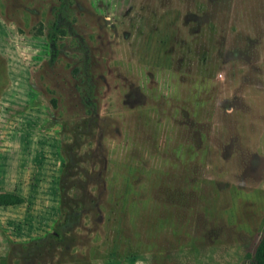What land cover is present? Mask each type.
Listing matches in <instances>:
<instances>
[{
	"label": "rangeland",
	"instance_id": "rangeland-1",
	"mask_svg": "<svg viewBox=\"0 0 264 264\" xmlns=\"http://www.w3.org/2000/svg\"><path fill=\"white\" fill-rule=\"evenodd\" d=\"M264 0H0V264H256Z\"/></svg>",
	"mask_w": 264,
	"mask_h": 264
},
{
	"label": "trees",
	"instance_id": "trees-1",
	"mask_svg": "<svg viewBox=\"0 0 264 264\" xmlns=\"http://www.w3.org/2000/svg\"><path fill=\"white\" fill-rule=\"evenodd\" d=\"M256 264H264V238L257 250Z\"/></svg>",
	"mask_w": 264,
	"mask_h": 264
}]
</instances>
